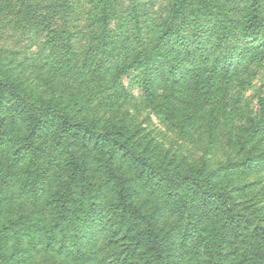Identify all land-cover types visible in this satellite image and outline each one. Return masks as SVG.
Listing matches in <instances>:
<instances>
[{"label":"trees","instance_id":"trees-1","mask_svg":"<svg viewBox=\"0 0 264 264\" xmlns=\"http://www.w3.org/2000/svg\"><path fill=\"white\" fill-rule=\"evenodd\" d=\"M83 1L90 7L0 0V264H264V98L237 124L228 80L231 51L264 61V45L239 44L264 38V0H171L158 26L119 39L109 30L114 0ZM83 19L93 34L79 54ZM204 19L227 54L223 65L206 47L173 59L174 75L195 65L189 84L165 88L127 49L154 35L148 55L170 30L196 32ZM22 34L44 39L36 80L5 58L7 40ZM181 40L190 44L185 32ZM135 65L144 100L200 156L163 150L127 121L122 76ZM220 149L213 167L207 158Z\"/></svg>","mask_w":264,"mask_h":264},{"label":"rangeland","instance_id":"rangeland-1","mask_svg":"<svg viewBox=\"0 0 264 264\" xmlns=\"http://www.w3.org/2000/svg\"><path fill=\"white\" fill-rule=\"evenodd\" d=\"M76 4V9L79 5L81 8H85V6L90 7L89 2H84L83 0H77ZM171 4V0H114L113 9L115 16L109 26V30L116 39L125 35L129 36V32L137 28L145 29L151 26V30L153 27L158 26L164 19L168 18ZM204 22L203 25H200L196 29L198 33L192 31V26L188 28L184 27L182 28L183 30L180 28L170 30L165 36L160 38V48L157 46L148 55L145 53V45L146 43L150 44L153 42L151 38L154 35L141 43H138L132 38V41L138 44L135 43V47L132 49L127 47V49L138 52L140 59L148 65L149 69L151 67L156 70V72L154 70L153 80H162L165 88L170 84H176L178 81L189 84L192 81L190 73H192L191 70L195 68V65L193 63L189 64L188 68L190 71L187 75L181 73L183 70L178 71L174 75L170 73L171 71L169 69L173 59L175 63L176 60H185L186 57L194 54L201 47H206L210 52V60L222 64V59L227 54L224 51H220L218 47L213 46L211 42L213 38V25L209 19H204ZM75 28L76 36L74 38V45L76 52L81 54L89 43L88 41L93 34V29L89 27L87 19L77 20ZM183 32H185L186 38L190 42L189 45L181 40V34ZM199 32H205V35L209 32V34L204 40H199ZM43 41V37L38 34H22L7 40L8 53L5 55V58H7L8 64L12 68H15V72L19 77L22 76L21 78H25L27 81H32L33 78L36 80V76L32 71L34 65L33 59L38 54L39 47ZM149 44L148 47H150ZM239 44L241 46L246 45V49L244 50L247 51V48H253L252 46L264 45V38L250 39L245 37L240 39ZM120 49L123 48L120 47ZM228 54H230L229 57L232 62L230 65H233V69L228 78L230 81L229 94L233 96L236 102H240V110L237 113L238 118L236 119V123L238 124L240 117L250 115V113H258V103L264 98V61L259 63L258 65L260 66H258L256 63L257 59H253L251 55L246 56L244 52L241 53L238 49ZM140 74L139 67L135 65L133 69H130L122 76L124 84L131 94L128 105L123 109L127 121L132 125L138 126L139 130L144 135H147L153 144L163 150L172 151L173 153L176 151L188 158H197V156H200V151L193 147L191 141L187 138L179 137L170 123L161 117L144 100L143 92L138 84ZM221 78L222 76H219L218 80H221ZM223 154L222 149L219 151H211L207 160L211 162L213 167H216L219 162L223 161ZM256 165L254 162L252 166L255 167ZM261 178L264 180V175ZM253 179L259 180L260 175L254 176Z\"/></svg>","mask_w":264,"mask_h":264}]
</instances>
